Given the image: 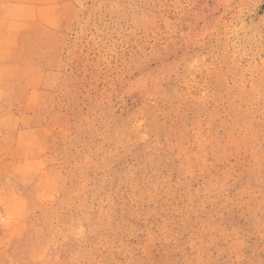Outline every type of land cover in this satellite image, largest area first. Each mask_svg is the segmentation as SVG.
<instances>
[{"label": "rangeland", "instance_id": "374dc122", "mask_svg": "<svg viewBox=\"0 0 264 264\" xmlns=\"http://www.w3.org/2000/svg\"><path fill=\"white\" fill-rule=\"evenodd\" d=\"M0 264H264V0H0Z\"/></svg>", "mask_w": 264, "mask_h": 264}]
</instances>
